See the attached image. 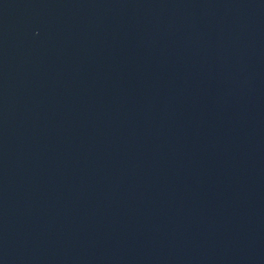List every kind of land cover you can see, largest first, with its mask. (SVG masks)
Segmentation results:
<instances>
[{"label": "water", "instance_id": "1", "mask_svg": "<svg viewBox=\"0 0 264 264\" xmlns=\"http://www.w3.org/2000/svg\"><path fill=\"white\" fill-rule=\"evenodd\" d=\"M0 264H264V0H0Z\"/></svg>", "mask_w": 264, "mask_h": 264}]
</instances>
